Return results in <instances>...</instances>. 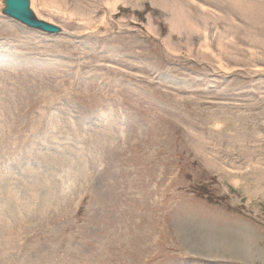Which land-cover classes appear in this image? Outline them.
Wrapping results in <instances>:
<instances>
[{"label": "rangeland", "instance_id": "rangeland-1", "mask_svg": "<svg viewBox=\"0 0 264 264\" xmlns=\"http://www.w3.org/2000/svg\"><path fill=\"white\" fill-rule=\"evenodd\" d=\"M30 2L62 32L0 0V264H264V0Z\"/></svg>", "mask_w": 264, "mask_h": 264}, {"label": "water", "instance_id": "water-1", "mask_svg": "<svg viewBox=\"0 0 264 264\" xmlns=\"http://www.w3.org/2000/svg\"><path fill=\"white\" fill-rule=\"evenodd\" d=\"M4 16L15 20L30 30L39 31L47 35H58L62 29L56 25L39 19L31 10L30 0H2Z\"/></svg>", "mask_w": 264, "mask_h": 264}, {"label": "bare ground", "instance_id": "bare-ground-1", "mask_svg": "<svg viewBox=\"0 0 264 264\" xmlns=\"http://www.w3.org/2000/svg\"><path fill=\"white\" fill-rule=\"evenodd\" d=\"M4 8V7H3ZM32 10V9H31ZM7 17V16H6ZM11 19V18H10ZM13 20V19H12ZM15 21V20H14ZM22 25V24H21ZM24 26V25H23ZM39 32V31H38ZM239 235H241V234H239ZM233 236V235H232ZM241 236H243V235H241ZM207 237V236H206ZM237 237H238V235H237ZM235 238H236V235H235ZM210 239V238H209ZM232 240H233V237L231 238ZM207 240V239H206ZM212 240H214V239H212ZM242 240H244V239H242ZM252 240V239H251ZM205 241V240H204ZM208 241V240H207ZM245 241V240H244ZM203 242V241H202ZM251 242V241H250ZM203 243H205V242H203ZM253 243V242H252ZM211 244V243H210ZM219 246V245H218ZM224 246V245H223ZM250 246V245H249ZM246 243L245 244H240L238 241H237V243L236 244H233L232 243V245H231V249L232 250H240L239 252L240 253H247V252H249V250H250V247H249ZM226 247V246H225ZM254 248V247H253ZM255 250V249H254ZM262 251V250H261ZM236 252H238V251H236ZM235 252V253H236ZM261 258H264V251L263 252H261ZM245 256V255H244ZM263 260V259H262ZM254 261V260H253ZM252 261V262H253Z\"/></svg>", "mask_w": 264, "mask_h": 264}]
</instances>
